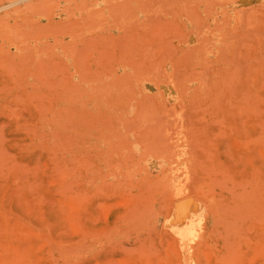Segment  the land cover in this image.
Instances as JSON below:
<instances>
[{
  "label": "rangeland",
  "instance_id": "374dc122",
  "mask_svg": "<svg viewBox=\"0 0 264 264\" xmlns=\"http://www.w3.org/2000/svg\"><path fill=\"white\" fill-rule=\"evenodd\" d=\"M39 1L0 13V264H264V0Z\"/></svg>",
  "mask_w": 264,
  "mask_h": 264
},
{
  "label": "bare ground",
  "instance_id": "6f19581e",
  "mask_svg": "<svg viewBox=\"0 0 264 264\" xmlns=\"http://www.w3.org/2000/svg\"><path fill=\"white\" fill-rule=\"evenodd\" d=\"M4 1H5V0H4ZM7 1H8V0H6V2H7ZM25 1H29V0H16V1H14V0L11 1V0H10V1H8L7 3H3L2 0H1L2 3L0 4V13L4 12V11H2V10H4V9L6 10L7 7H8L7 9H9L10 6H11V7H14V6L17 7V5H18L20 2H24L23 5H26V7H29V6H32V5H33V2H32L33 0H30V2H28L29 5L25 4ZM47 1H48V3L51 2V1H49V0H47ZM70 1L72 2L73 0H69V2H70ZM74 1H75V0H74ZM80 1H81V0H80ZM102 1H103V0H102ZM106 1H108V0H105V2H106ZM112 1H113V0H112ZM115 1H117V0H115ZM123 1H124V0H123ZM126 1H127V0H125V2H126ZM130 1H131V0H130ZM133 1H134V0H133ZM138 1H140V0H138ZM141 1H142V0H141ZM141 1H140V2H141ZM149 1H150V0H149ZM155 1H156V0H155ZM159 1H160V0H159ZM167 1L170 2L169 0H167ZM171 1H172V0H171ZM177 1H178V0H177ZM181 1H182V0L178 1L177 3L179 4V2L181 3ZM184 1H185V0H183L182 3H187V2H188V1H185V2H184ZM201 1L203 2L204 0H201ZM205 1H209V2H207V3L210 4V5L207 6V4L204 3V4L206 5V7L213 6L212 4L215 3V0H213V3H212V4H211V1H212V0H211V1H210V0H205ZM205 1H204V2H205ZM219 1H220V0H219ZM226 1H227V0H226ZM31 2H32V4H30ZM42 2H43L44 4L47 3V2H45V0H44V1L42 0L41 2L39 1L38 3H39V4H42ZM92 2H93V1H92ZM105 2H104V3H105ZM110 2H111V0H110ZM110 2H109V3H110ZM125 2H122V3H125ZM136 2H137V1H136ZM142 2H143V1H142ZM145 2H147V4H146ZM150 2L153 3L154 1L151 0ZM150 2H148V0L144 1L145 8H146L147 6H148V7H152V3H150ZM173 2L175 3L176 0H175V1H172V3H173ZM193 2L195 3V0H193ZM196 2H198V0H197ZM216 2H218V1L216 0ZM228 2L231 3L232 1L229 0ZM48 3H47V4H48ZM85 3H86V2H85ZM106 3H107V2H106ZM148 3H150V4L148 5ZM170 3H171V2H170ZM172 3H171V4H172ZM174 3H173V4H174ZM177 3H176V4H177ZM191 3H192V1H190V2L187 3V4H190V7H191V6H192ZM218 3H219V2H218ZM218 3H217V4H218ZM232 3H233V2H232ZM20 4H21V3H20ZM20 4H19V6H21ZM44 4H42V6L40 5V6H41L40 8H45L46 5H44ZM74 4H75V3H74ZM110 4H111V3H110ZM110 4H109V5H110ZM136 4H137V3H136ZM140 4H141V3H139L138 5H140ZM157 4H160V3L158 2ZM178 4H177V5H178ZM197 4H199V3H196V4H195V5H196V6H195L196 8H197ZM201 4H202V3H201ZM204 4H203V5H204ZM215 4H216V3H215ZM215 4H214V6H215ZM217 4H216V5H217ZM223 4H225V1L223 2ZM35 5H36V6H35ZM35 5H33V7L35 6V7L37 8L38 4L36 3ZM43 5H44V6H43ZM71 5H72V4H71ZM85 5H86V4H85ZM115 5H116V4H115ZM118 5H121V4H118ZM141 5H142V4H141ZM150 5H151V6H150ZM183 5H184V4H182V6H183ZM205 5H204V6H205ZM221 5H222V4H221ZM226 5H227V2H226ZM48 6H49V5H48ZM48 6H47V7H48ZM116 6H117V5H116ZM127 6H128V5H127ZM142 6H143V5H142ZM142 6H140V7L142 8ZM182 6H181V7H182ZM185 6H186V5H185ZM185 6H184V7H185ZM198 6H199V5H198ZM214 6H213V7H214ZM217 6H218V5H217ZM219 6H220V5H219ZM223 6H224V5H223ZM11 7H10V8H11ZM16 7L13 8V10H14L13 12L17 11V10H16V9H17ZM21 7H22V6H21ZM92 7H93V6H92ZM124 7H126V6H124ZM143 7H144V6H143ZM148 7H147V8H148ZM179 7H180V5H179ZM184 7H182V8H184ZM105 8H106V5H104L103 9L100 8V10L98 9L97 11H98V12L100 11L99 13H102L103 11L101 12V9L104 10ZM109 8H110V6H109ZM111 8H114V7H111ZM135 8H138V7H135ZM147 8H146V9H147ZM193 8H194V6H193ZM193 8H192V9H193ZM196 8H194V9L196 10ZM26 9H27V8H26ZM32 9L34 10L35 8H32ZM107 9H108V8H107ZM128 9H129V7H128ZM131 9H132V11L130 12V14L133 12L134 7H133V8L131 7ZM138 9H139V8H138ZM142 9H144V8H142ZM185 9H190V10H191L190 13L193 12V10H194V9L192 10V9L189 8V7L187 8V6H186ZM24 10H25V9H24ZM33 10H29V11H33ZM144 10H145V9H144ZM144 10H143V11H144ZM1 11H2V12H1ZM90 11H91V10H90ZM92 11H94V10H92ZM97 11H95L94 14H95ZM115 11H116V9H115ZM137 11H138V10H137ZM140 11H141V9H140ZM146 11H147V10H146ZM196 11H197V10H196ZM13 12H11V14H12ZM20 12H21V10H20ZM27 12H28V10H27ZM61 12H62V11H61ZM98 12H97V13H98ZM109 12H111V11H109V9H108V13H109ZM194 12H195V11H194ZM8 13H9V12H8ZM15 13H16V12H15ZM23 13H24V11L22 12V14H23ZM82 13H83V12H82ZM115 13H116V12H115ZM4 14H5V13H4ZM13 14H14V13H13ZM13 14H12V15H13ZM94 14L91 13V15H94ZM109 14H110V13H109ZM130 14H128V15H130ZM193 14H194V13H193ZM12 15H10V16H12ZM80 15H82V14H80ZM98 15H99V14H98ZM133 15H135V14H133ZM8 16H9V14H8ZM10 16H9V17H10ZM17 16H18L17 14H16V16L14 15L15 18H16ZM19 16H21V15L19 14ZM100 16H101V15H100ZM109 16H111V19H112V20L115 19L114 15H113L114 18L112 17V15H109ZM117 16H120V15H117ZM117 16H116V17H117ZM3 17H4V16H3ZM9 17H8V18H9ZM88 17H89V15L87 16V18H88ZM126 17H127V16H126ZM137 17H138V16H137ZM1 18H2V17H1ZM1 18H0V19H1ZM8 18H7V19H8ZM10 18H11V17H10ZM15 18H14V19H15ZM18 18H19V17H18ZM50 18H51V17H50ZM98 18H99V17H98ZM98 18H96V19H98ZM100 18H101V17H100ZM130 18L132 19V17H130ZM14 19H13V20H14ZM67 19H68V17H67ZM67 19H66V20H67ZM80 19H81V17H80ZM82 19H85V20H86V18H83V17H82ZM116 19H118V18H116ZM135 19H136V18H135V16H134V20H135ZM5 20H6V18H4L3 20H2V19L0 20V22L2 21V26H4V23H3V22H5ZM48 20H49V19H48ZM52 20H53V19H52ZM52 20L50 19V20L48 21V24H47V25H50V24L52 23V22L50 23V21H52ZM59 20H60V19H59ZM69 20H70V19H69ZM85 20H84V21H85ZM94 20H95V16H94ZM98 20H99V19H98ZM105 20H107V19L105 18ZM124 20H125V19H124ZM126 20H127V19H126ZM147 20H148V19H146L145 21H147ZM89 21H91V20L89 19ZM101 21H102V20H101ZM116 21H117V20H116ZM58 22H59V21H58ZM61 22H63V21H61ZM66 22H67V21H66ZM75 22H76V21H75ZM77 22H78V20H77ZM137 22H139L140 24H142V23L144 22V20H143L142 22H141V20H140V21H137V20H136L135 23H137ZM7 23L9 24V21H8ZM49 23H50V24H49ZM133 23H134V22H133ZM133 23H132V24H133ZM147 23H148V22H147ZM55 24H56V22H55ZM55 24H54V25H55ZM63 24H64V23H63ZM89 24H90V23H89ZM140 24H139V25H140ZM143 24H146V22L143 23ZM143 24H142V25H143ZM9 25H10V24H9ZM56 25H57V24H56ZM58 25H59V24H58ZM60 25H61V24H60ZM60 25H59V26H60ZM130 25H131V24H130ZM130 25H129V26H130ZM142 25H140V26H142ZM59 26H57V30H58V27H59ZM123 26H125V25L123 24ZM129 26L127 27L128 30L131 29V27H132L133 25H131L130 27H129ZM137 26H138V25L136 24V27H137ZM45 27H47V26H45ZM50 27H51V26H50ZM61 27H62V26H61ZM61 27H59V28H61ZM121 27H122V26H121ZM133 27L135 28V25H134ZM133 27H132V29H133ZM2 28H3V27H1V29H2ZM48 28H49V27H48ZM48 28H47V29H48ZM55 28H56V26H55ZM139 28H140V27H138L137 30H138ZM38 29H39V28H38ZM41 29H46V28H41ZM123 29H124V28H123ZM125 29H126V28H125ZM127 29L125 30V32L127 31ZM35 30H36V29H35ZM53 30H54V28H53ZM53 30H52V31H53ZM48 31H51V30L48 29ZM59 31H60V30H59ZM135 31H136V28H135ZM55 32H56V31H55ZM127 32H128V31H127ZM133 32H134V30H133ZM133 32H132V33H133ZM136 32H137V31H136ZM52 33H54V32H52ZM130 33H131V31H130L128 34H130ZM21 38H22V37H21ZM12 41H15V40H12ZM8 42L11 43V44L13 43V42H11V40L8 41ZM14 44H15V43H14ZM0 46L2 47V46H3V43L0 44ZM15 46L17 47V49H20V48H21L20 45H19V47H18L17 45H15ZM15 46L13 45V47H15ZM6 47H7V46H6ZM22 47H23V46H22ZM3 48H4V47H3ZM3 48H1V49H3ZM9 49H10V48H9ZM27 49H28V48H27ZM3 50H4V49H3ZM20 50H21L20 52H21V54H22V51H23V50H22V49H20ZM7 51H8V50H7ZM24 51H25V50H24ZM31 53H32V52H31ZM25 54H26V52H25L24 54H22V55H25ZM22 55H21V56L19 55V57H22ZM15 56L18 57L17 55H15ZM19 57H18V58H19ZM168 171H169V169H168ZM171 175H172L171 172L168 173V177H170ZM175 195H176L175 213L179 214V213H180V209L178 208V207H179L178 204L181 202V193H180V192H177ZM188 209H189V208H187V210H188ZM202 220H203V219L200 218L199 221H198V223H196V225L200 226ZM188 253L190 254V252H188ZM184 264H189L188 259H186V260L184 261Z\"/></svg>",
  "mask_w": 264,
  "mask_h": 264
}]
</instances>
